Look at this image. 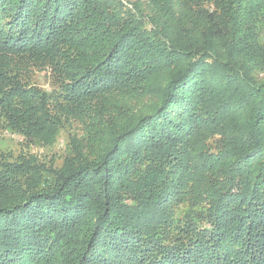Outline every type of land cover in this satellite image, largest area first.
I'll use <instances>...</instances> for the list:
<instances>
[{"label": "trees", "instance_id": "obj_1", "mask_svg": "<svg viewBox=\"0 0 264 264\" xmlns=\"http://www.w3.org/2000/svg\"><path fill=\"white\" fill-rule=\"evenodd\" d=\"M0 128V264H264V0H0Z\"/></svg>", "mask_w": 264, "mask_h": 264}, {"label": "rangeland", "instance_id": "obj_2", "mask_svg": "<svg viewBox=\"0 0 264 264\" xmlns=\"http://www.w3.org/2000/svg\"><path fill=\"white\" fill-rule=\"evenodd\" d=\"M35 79L36 82L43 87H49V82L44 72H37ZM63 139L64 138H61L58 145L51 149L33 146L27 147L18 134L13 133L9 129L0 128V153L3 154L5 158H9L10 161L18 160L19 156L29 154H35L39 159L48 161L52 156L57 158L61 154ZM57 162H59V160H57Z\"/></svg>", "mask_w": 264, "mask_h": 264}]
</instances>
